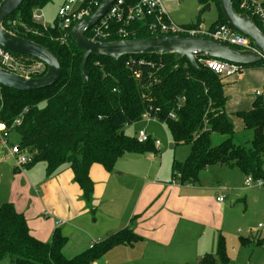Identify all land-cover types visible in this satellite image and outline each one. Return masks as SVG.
Returning <instances> with one entry per match:
<instances>
[{"label": "trees", "instance_id": "trees-1", "mask_svg": "<svg viewBox=\"0 0 264 264\" xmlns=\"http://www.w3.org/2000/svg\"><path fill=\"white\" fill-rule=\"evenodd\" d=\"M50 1L22 0L2 23L5 30L47 48L60 65L59 79L48 88L16 91L0 85V122L10 127L19 119L9 134L20 150L30 156L26 165L45 162L47 176L69 168L74 182L89 200L93 183L88 172L92 164H100L110 172L123 156L157 152L154 138L138 142L135 134L130 136L124 131L126 125L141 122L144 113L150 111L153 118L166 126L173 146L189 145L186 158L173 160L171 164L174 182L195 183L200 171L216 164L237 168L243 176L264 178V96L255 97L249 110L235 113L244 129L252 131V139L245 146L233 140L234 126L225 110L227 98L221 78L197 59L198 67H194L184 56L176 60L174 53L124 55L118 59L90 55L85 63L88 79L83 86L82 51L71 38V27L62 30L57 20L44 26L32 18L33 12ZM196 1L200 10L210 2L215 4L218 19L211 26L227 24L217 0ZM100 2L88 0L90 13ZM231 3L237 13H247L264 33V26L254 15L241 9L237 0ZM107 30L103 42L159 35L151 33L145 21L129 24L113 21ZM85 35L89 36L88 31ZM12 54L25 67L39 61ZM254 64L264 66V59ZM45 71L43 64L38 73L29 74L36 77ZM214 133L225 138L215 144ZM137 239L133 230L125 227L92 243L84 252L65 258L62 248L66 239L58 229L48 242H42L29 233L24 216L12 203L0 205V263L8 260L10 264H89L111 247L132 245ZM217 262L226 263L221 238L216 252L204 254L199 260V264Z\"/></svg>", "mask_w": 264, "mask_h": 264}, {"label": "crops", "instance_id": "crops-1", "mask_svg": "<svg viewBox=\"0 0 264 264\" xmlns=\"http://www.w3.org/2000/svg\"><path fill=\"white\" fill-rule=\"evenodd\" d=\"M248 70L246 76L252 71ZM232 75L220 77L223 92L224 80ZM235 78L229 80L236 82ZM257 80L260 81V77L254 76V81ZM225 96L227 103L229 97ZM242 127L244 129L243 123ZM157 152L123 156L110 172L100 164H92L88 174L93 191L87 200L69 168L52 176L46 175V164L42 161L18 168L5 149L0 162L10 158L12 164L3 168L7 171L8 187L6 192L0 193V205L12 203L24 216L29 233L42 242H48L53 231L58 229L66 239L62 248L65 258L84 252L92 243L126 227L131 228L138 239L132 245L111 247L89 264H177L189 254L193 244L190 240L196 231L204 235L210 230L222 229L227 202L224 198L217 200L221 194L225 197L229 193L232 199L242 197L246 205L250 199L259 201L254 193H237V185H243V175L237 168L221 164L208 166L200 171L195 183L179 184L172 180L171 165L166 168L161 155L159 160L154 159ZM141 156L154 162L156 169L151 168L144 174L137 170H121L118 165L123 158ZM219 181L223 183L221 186ZM250 236L254 244L264 243L263 234L253 236L250 233ZM0 264L10 263L5 260Z\"/></svg>", "mask_w": 264, "mask_h": 264}, {"label": "rangeland", "instance_id": "rangeland-1", "mask_svg": "<svg viewBox=\"0 0 264 264\" xmlns=\"http://www.w3.org/2000/svg\"><path fill=\"white\" fill-rule=\"evenodd\" d=\"M62 0H51L43 8L38 9L37 13L42 15L40 22L46 25H52L56 20V11ZM218 2V0H217ZM196 0H163L162 6L165 9L168 17L178 25H200L204 28H208L214 21L218 19V10L213 2H210L208 6L200 10ZM219 5V2H218ZM219 7V6H218ZM220 9V7H219ZM38 61L33 64L22 67L19 75L27 76L30 69H35ZM43 68V66H42ZM244 68L241 71L235 72L231 77L224 80L226 83L224 87V93L229 97V101L225 105V110L231 115L233 121L234 132L233 140L242 145H249L252 139V131L249 129H243L241 121L235 116L237 111L248 110L251 106L253 98L256 96L253 94V89L261 90L264 86V66L254 64L250 66H241ZM252 69L249 76H246ZM236 76V82L229 79H234ZM254 76L260 77V81H254ZM228 82V83H227ZM142 129L152 138L156 139L160 143L159 152L154 156V159L159 160V156L164 158L163 163L171 165L173 160L183 161L188 152L189 145L180 144L176 147L173 146L171 138L167 132L166 126L159 123L155 119L143 120L141 122L132 123L124 127L126 134L133 136L137 130ZM225 136L214 133L212 135L213 143L217 144L221 142ZM8 145L16 144L15 138L9 137L7 139ZM0 147V156L4 157V151L7 148L3 145ZM175 147V148H174ZM133 155V154H130ZM140 155V154H138ZM128 157V156H126ZM151 163V165H150ZM12 160L8 158L5 162H0V193L6 192L8 187L7 171L3 168L11 166ZM121 170H137L138 172L146 173L151 168L156 169L154 162H149L146 156L139 158H123L118 162ZM244 176L242 177L243 180ZM221 186L222 181H219ZM241 183L237 185L239 195L244 193H254L257 195L259 201L250 199L248 205L242 201V197H236L232 199L230 194L222 196L227 202V208L224 211L223 227L221 230H210L205 232L196 231L194 238L191 239L193 243L190 247L189 254L182 258L177 264H199L200 258L203 254L199 251L215 253L217 250L219 238L223 241L224 253L226 256L225 264H264V243L262 245H256L252 242L250 233L254 236L258 233L264 235V189L248 188L243 189ZM241 187V188H240ZM258 223H261L263 227L258 228ZM259 237V236H258ZM248 238L249 241L242 239ZM210 250V251H209ZM205 254V253H204ZM219 262H217L218 264Z\"/></svg>", "mask_w": 264, "mask_h": 264}, {"label": "water", "instance_id": "water-1", "mask_svg": "<svg viewBox=\"0 0 264 264\" xmlns=\"http://www.w3.org/2000/svg\"><path fill=\"white\" fill-rule=\"evenodd\" d=\"M113 1L102 0L88 17L75 23L70 30L74 44L82 51L80 67L83 86L88 79L85 63L90 55L110 56L113 59H118L124 55L174 53L176 60L184 56L194 67H198L197 57L221 59L241 66L254 64L264 59V33L246 13H237L232 7L231 0H218L222 18L231 28L253 41L258 50L257 53L240 50L206 37L155 35L119 41L91 40L85 35L86 30L103 17ZM21 2L22 0L0 1V47L11 53L39 60L46 66V71L41 76L25 77L0 67V85L16 91L45 89L52 86L60 77V65L56 57L47 48L15 35L2 26L3 21L19 7ZM6 22L11 24L10 20Z\"/></svg>", "mask_w": 264, "mask_h": 264}, {"label": "built area", "instance_id": "built-area-1", "mask_svg": "<svg viewBox=\"0 0 264 264\" xmlns=\"http://www.w3.org/2000/svg\"><path fill=\"white\" fill-rule=\"evenodd\" d=\"M162 1L163 0H137L134 3H128V0H114L103 17L86 30L89 34V36H86L94 41H102L107 37L109 33L107 30L108 26L113 21L125 24L145 21L151 33L181 37H206L240 50L258 52L253 41L231 28L228 24H215L213 26L210 25L208 28H204L200 25L186 27L174 23L165 12ZM263 1L264 0H237V3L241 9L250 12V14L254 15L264 26ZM90 14L88 0H64L56 11L57 26L62 30H67ZM32 18L34 21L40 22L42 15L35 11L32 14ZM196 59L219 77L232 75L241 69V65L221 59L209 57H197ZM42 66L43 63L38 61L35 69H30L27 76H30L29 73L31 71L38 73L42 69ZM0 67L17 73L25 66L20 63L11 52L0 47ZM134 75L137 76L138 74L135 73ZM254 95L256 97H263L264 86L261 90H254ZM155 110L157 111L158 108ZM150 119L155 118L150 115V111L145 112L142 121ZM18 121L19 119L17 118L10 127H6L5 124L0 122V139L2 144L7 148L9 154L13 156L15 166L21 168L30 161V156L25 151H21L17 144L9 146L7 142L11 127L18 123ZM135 136L138 142H143L150 138V135L142 129L137 130ZM153 145L155 148H158L160 143L158 140L153 139ZM243 185L246 188L255 187L264 189V178H253L251 175H245L243 178ZM217 200L222 201L223 197L220 196ZM257 226L258 228L263 227L261 223H258Z\"/></svg>", "mask_w": 264, "mask_h": 264}]
</instances>
